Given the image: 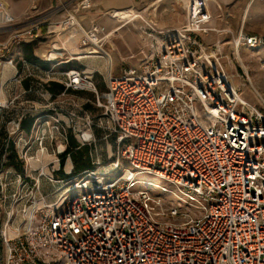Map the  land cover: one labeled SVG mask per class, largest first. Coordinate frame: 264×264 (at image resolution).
<instances>
[{
    "label": "built area",
    "instance_id": "1",
    "mask_svg": "<svg viewBox=\"0 0 264 264\" xmlns=\"http://www.w3.org/2000/svg\"><path fill=\"white\" fill-rule=\"evenodd\" d=\"M38 1L19 18L0 0V264H264V105L233 84L220 42L202 41L216 31L208 0H184L174 27L133 11L147 49L116 76L114 31L79 20L93 0L25 28ZM28 41L47 45L25 60L15 46ZM92 57L105 59L104 92L79 65ZM71 139L91 167L56 178Z\"/></svg>",
    "mask_w": 264,
    "mask_h": 264
},
{
    "label": "crops",
    "instance_id": "2",
    "mask_svg": "<svg viewBox=\"0 0 264 264\" xmlns=\"http://www.w3.org/2000/svg\"><path fill=\"white\" fill-rule=\"evenodd\" d=\"M1 1L8 5L14 15L19 18L24 17L23 13L28 7V0ZM62 1L64 0H39L38 11L34 13L30 12L27 19L23 18L22 25L28 29H32L38 25L43 28L46 21L59 18L60 13L54 11V9ZM182 6L183 3L180 0H93L92 8L83 12L79 20L85 27H88L90 21L93 20L106 30H113L114 34L121 30L117 38L119 41L115 40L118 46L123 48L124 57L127 59L133 54L144 52L147 49V42L140 37L139 32V36L136 34V37H133L134 32L131 31L130 27L134 26V22L127 21V23H121L123 20H119L121 24L115 26L116 21L109 17L112 11L131 10L143 12L161 27H174L184 21ZM208 6L212 15L211 25L216 29L215 32L201 35L202 41L208 47L219 41L221 48H227L232 44V40L238 33L257 35L264 38V0H208ZM128 32L130 34H127ZM111 41L110 39L105 46L113 44ZM30 43L32 42L28 41V43L24 44L28 45ZM46 45L47 42H40L37 49L42 50ZM108 53L111 55L113 62L116 58V53L113 50H108ZM141 59L142 56L140 55L138 59L133 61H140Z\"/></svg>",
    "mask_w": 264,
    "mask_h": 264
},
{
    "label": "rangeland",
    "instance_id": "3",
    "mask_svg": "<svg viewBox=\"0 0 264 264\" xmlns=\"http://www.w3.org/2000/svg\"><path fill=\"white\" fill-rule=\"evenodd\" d=\"M180 1L183 3L182 7H183V11H185L184 10V4H185L184 0H180ZM113 12L114 11H112L109 14L110 15L109 17L110 19H113L114 21H116L115 26H118L121 23H127L128 20L126 18L120 23L117 17H114L113 15L111 16ZM141 14L144 16H148L144 14L143 12H141ZM131 22L135 23L133 27L131 26V24H129L131 26L130 27L131 31L134 32L133 37L135 38L136 34L137 36H139L138 35L139 29L137 28V25H139V21L132 20ZM120 31L121 30H119L118 32H115V34L113 32L114 35L112 34L111 36L112 37L111 43L113 44H109V45L107 44L108 48L105 46V50L107 52L108 50L109 51L113 50V52L116 53L115 54L116 58L118 57L117 58L118 60L114 57L115 60H113L112 62L111 73L112 75H115V76L120 74L121 68L128 66V65L134 67L136 64H138L139 60L135 62L133 60L138 59V57H140L141 55V54L136 53V54H133L132 56H129L127 59L124 57L123 48L118 46V43H116V40H115L118 38ZM127 34H130V33L128 32ZM140 35H141L140 37L143 40L145 39L146 42L148 41L147 37H145L141 33ZM40 42H43V41H35L28 45L24 43L23 44L20 43L19 45L15 46V52L18 53L19 57L24 58L25 60H32L34 55L40 54V52H42L44 49V48L42 50L37 49L38 46L40 45ZM220 61L222 63L224 70L226 71L228 75H230L231 81L239 89L242 96L248 102L252 104H255L257 106L264 105V46L257 47V48H248L246 46H243V47L240 46L238 49H235L234 46L230 44L227 48H221ZM79 65L93 68L95 72L94 80H95V83L97 84L98 91L104 92L105 85H104L103 79L106 75L105 59L101 57H92L90 59L82 61L81 64ZM78 96L79 98H82V99L88 98L94 103V95H92L91 93H79ZM91 105L92 107H94L93 104ZM88 164H90L88 151L82 148L76 151L74 150L73 153L70 154L69 160L66 161L65 159H62L61 165L59 163L61 172H58L55 175V177L59 179L62 178L63 169L66 171L71 169V175H75L77 173L82 172L83 168H85V166ZM141 178L144 180H150L149 176H142ZM44 182L45 181L42 182L43 183L42 193L47 196L46 199L52 200L55 197V195H57V192L53 191V187L50 184H47L46 182L45 183ZM156 185H154L153 187H155ZM151 192L154 195H159L158 190H151ZM19 220L20 219H18L17 217V222Z\"/></svg>",
    "mask_w": 264,
    "mask_h": 264
},
{
    "label": "bare ground",
    "instance_id": "4",
    "mask_svg": "<svg viewBox=\"0 0 264 264\" xmlns=\"http://www.w3.org/2000/svg\"><path fill=\"white\" fill-rule=\"evenodd\" d=\"M134 14V12L133 11H131V10H125V11H114L113 13H112V15L114 16V17H117L118 18V20H123V19H125V18H127V17H130L131 15H133ZM70 49H73V48H70ZM241 93V92H240ZM154 184H152L151 186H154V185H156L157 183L154 181L153 182ZM157 186V185H156ZM155 186V187H156ZM175 196V195H174Z\"/></svg>",
    "mask_w": 264,
    "mask_h": 264
},
{
    "label": "trees",
    "instance_id": "5",
    "mask_svg": "<svg viewBox=\"0 0 264 264\" xmlns=\"http://www.w3.org/2000/svg\"><path fill=\"white\" fill-rule=\"evenodd\" d=\"M70 143H71V145H70L69 148L66 149V152L71 151V154H72L73 151H74V147H75L77 144H76V142H74L72 139H71V142H70ZM82 149H85V150L88 151V148H86V147H84V148H82ZM77 150H78V149H77ZM75 151H76V150H75ZM12 163L15 164L17 167H19V165H17V164L15 163V161L12 160ZM90 167H91V165L88 164V165L85 166V168H83V170H85V169H90Z\"/></svg>",
    "mask_w": 264,
    "mask_h": 264
}]
</instances>
